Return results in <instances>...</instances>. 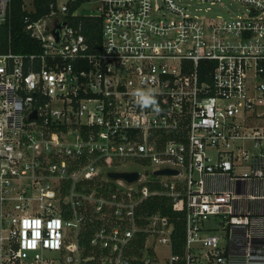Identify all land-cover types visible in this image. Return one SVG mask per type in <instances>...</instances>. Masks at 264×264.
Wrapping results in <instances>:
<instances>
[{
    "label": "built area",
    "instance_id": "1",
    "mask_svg": "<svg viewBox=\"0 0 264 264\" xmlns=\"http://www.w3.org/2000/svg\"><path fill=\"white\" fill-rule=\"evenodd\" d=\"M46 1L24 53L0 0V264H264V0H100L98 49ZM154 195L186 200L178 249Z\"/></svg>",
    "mask_w": 264,
    "mask_h": 264
},
{
    "label": "trees",
    "instance_id": "2",
    "mask_svg": "<svg viewBox=\"0 0 264 264\" xmlns=\"http://www.w3.org/2000/svg\"><path fill=\"white\" fill-rule=\"evenodd\" d=\"M89 0H69V16L68 22L75 28H80L82 34L86 38V42L92 49H98L101 46L102 40V19L101 17H94L88 15H72L78 7ZM24 0H13L11 17L9 25H5L2 30L1 39L4 41L8 27L11 28L13 43V50L16 52H35L40 51V45L33 40L25 31L24 18L28 15L27 11L23 9ZM35 12L30 15L32 20H37L47 13H50L49 4L46 0H34ZM97 47V48H96ZM156 185L151 184V188ZM147 210L149 213L160 211L162 214L168 216L175 225L174 237H179V242L176 244L177 249L184 240L185 216H186V200L182 198L176 205L169 197L154 195L146 200Z\"/></svg>",
    "mask_w": 264,
    "mask_h": 264
},
{
    "label": "rangeland",
    "instance_id": "3",
    "mask_svg": "<svg viewBox=\"0 0 264 264\" xmlns=\"http://www.w3.org/2000/svg\"><path fill=\"white\" fill-rule=\"evenodd\" d=\"M25 1V8L29 11H34L35 10V6H34V2L33 0H24ZM61 4L69 1V0H58ZM74 1V0H73ZM76 1V0H75ZM101 3L100 0H89L84 2L81 7H78L77 9H75L74 14L76 15H88V16H96L100 13L99 7H100ZM224 5L222 6L220 4H215V5H210V8L212 9V11H214L216 14H227V9L230 10V13L232 16H236V15H244L247 14V10L244 6H242L241 4L235 2L234 0H224ZM203 8L208 7L209 5H201ZM203 14H206L205 11H203ZM147 169H151L152 168H148L144 165H141L139 162L137 161H130L127 162L123 165H118L112 168L113 171H126V170H139L142 171L143 173H145V171ZM103 175V174H102ZM168 254V249L165 250L164 247H159V255L160 257H165Z\"/></svg>",
    "mask_w": 264,
    "mask_h": 264
},
{
    "label": "water",
    "instance_id": "4",
    "mask_svg": "<svg viewBox=\"0 0 264 264\" xmlns=\"http://www.w3.org/2000/svg\"><path fill=\"white\" fill-rule=\"evenodd\" d=\"M61 28H62V24L55 22L54 27L51 29V33L57 37V40L59 39V29ZM176 174H178V171L173 169H164L155 172V176L176 175ZM107 176L112 180H125L128 183H133L140 178V173L137 171L134 172L110 171Z\"/></svg>",
    "mask_w": 264,
    "mask_h": 264
},
{
    "label": "crops",
    "instance_id": "5",
    "mask_svg": "<svg viewBox=\"0 0 264 264\" xmlns=\"http://www.w3.org/2000/svg\"><path fill=\"white\" fill-rule=\"evenodd\" d=\"M33 2H34V0H33Z\"/></svg>",
    "mask_w": 264,
    "mask_h": 264
}]
</instances>
